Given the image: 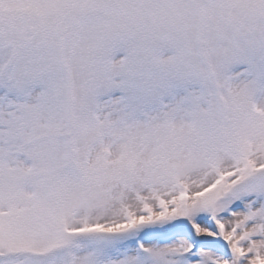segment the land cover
<instances>
[{"label": "snow or ice", "instance_id": "6c2138e0", "mask_svg": "<svg viewBox=\"0 0 264 264\" xmlns=\"http://www.w3.org/2000/svg\"><path fill=\"white\" fill-rule=\"evenodd\" d=\"M0 264H264V0H0Z\"/></svg>", "mask_w": 264, "mask_h": 264}]
</instances>
